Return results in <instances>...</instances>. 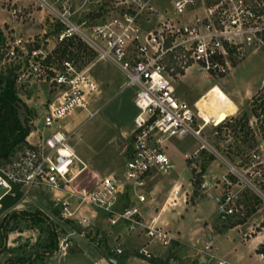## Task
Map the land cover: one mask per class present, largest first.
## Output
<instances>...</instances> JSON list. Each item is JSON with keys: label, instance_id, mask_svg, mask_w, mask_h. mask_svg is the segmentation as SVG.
I'll use <instances>...</instances> for the list:
<instances>
[{"label": "built area", "instance_id": "1", "mask_svg": "<svg viewBox=\"0 0 264 264\" xmlns=\"http://www.w3.org/2000/svg\"><path fill=\"white\" fill-rule=\"evenodd\" d=\"M163 1L165 8L161 10L160 0H0L16 23L33 22L34 13L40 12L45 15L42 20L52 25V30L43 31L40 41L6 36L0 46V66H11L5 70L13 74L18 96L38 83L55 95L41 120L34 123L26 145L9 161L0 163V207L7 196L42 188L55 198L66 194V201L61 202L62 219L76 221L86 229L89 219L80 210L87 206L94 212L103 211L104 221L118 231L110 250L115 257L126 254L123 237L139 240L138 254L147 260L153 259L148 251L151 244L162 249L172 246L175 238L161 214L166 207H179L180 188L172 190L156 215L146 217L143 209L153 202L146 187L175 168L164 143L172 139L202 140L205 128L195 105L184 101L176 86L193 67L220 78L231 71L234 62L264 48V0ZM77 43L88 47L98 61L117 68L125 79L124 87L135 89L137 110L131 155L122 177L96 174L90 189L78 184L87 165L62 126L79 110L94 117L91 103L101 93L99 82L88 69H79L63 56L65 48ZM253 119L254 148L235 162L220 156L225 172L215 184L220 190L217 212L222 223L240 225L260 214L255 228L241 232L243 241L264 234L261 110ZM202 188L206 193V182ZM70 199L79 204L74 210ZM250 199L258 203L251 217ZM70 247L68 239L62 240L58 253ZM260 255L264 259V253Z\"/></svg>", "mask_w": 264, "mask_h": 264}, {"label": "rangeland", "instance_id": "2", "mask_svg": "<svg viewBox=\"0 0 264 264\" xmlns=\"http://www.w3.org/2000/svg\"><path fill=\"white\" fill-rule=\"evenodd\" d=\"M162 2L164 3L163 0L159 2L162 5L161 10L165 8ZM1 5L0 18H12L10 14L1 11L3 10ZM34 16L36 20L33 22L17 23L21 28L19 31L6 26L4 29L7 38L10 39L15 35L24 38L34 37L40 41L39 38L43 31L52 30V25L42 20L45 17L42 13L36 12ZM51 42L54 41L51 40ZM79 44L67 47L65 58L72 59L81 70L88 69V74L99 82L101 93L91 103L90 110L96 112L94 117H89L79 110L64 120L62 126L71 136V143L79 158L88 166L78 184L90 189L93 186L92 178L97 173L99 177L110 174L122 177L123 167L131 155L134 129L132 122L137 110L133 103L135 89L124 87L125 79L117 68L107 62L98 61L96 55L88 47ZM9 67L11 66L8 64L0 66V72L5 73L4 77L10 74V69L5 70ZM202 89H205L204 94H201ZM178 90L183 100L189 105H195L201 119L208 123V126L203 130L202 140L172 139L164 143L175 168L170 175L158 176L149 182L146 191L153 192L156 203L161 204L166 201L174 188H180L178 196L186 193L188 199L190 198L189 203L193 204L196 199H203L205 204L203 208L207 211L208 221L216 224L220 220L217 216L218 204L213 196H219L220 190L215 184L225 172L219 162V157L223 156L235 162L237 158L252 150L256 143L253 136L255 129L253 116L260 112L261 105L264 104V48L256 53L249 52L241 60L234 62L231 71L220 78H212L200 71L198 67H193L187 79L178 84ZM19 98L22 104V117L27 120L30 130H34V123L38 124L45 110L55 99V95L48 86L38 83L20 92ZM201 119L200 124L205 126ZM204 182H206V189L212 188L209 195L202 188ZM21 195L20 202L14 208L4 210L0 207V226L6 215L14 211L13 209L31 213L41 212L53 223L59 243L65 239L71 242L75 234L82 235L105 253L107 258L115 257L110 252L109 238L103 227L107 224L104 221L103 211L94 212L87 206L80 210L79 213L89 219L90 227L86 229L76 221L62 219L61 202L66 201V194H60L59 198H55L50 191L35 188ZM69 201L73 204L72 210L79 205L74 199ZM250 201L251 199L248 200L249 217L253 216L258 208L256 201ZM95 215L96 219L93 217ZM255 216L258 218L260 214ZM255 219L251 221L254 226L258 223ZM246 221L245 219L242 222ZM19 225V227L14 225L9 235H16L19 232L26 233L23 237V244L21 243L20 250L6 255V260L28 257L36 250L38 251L40 246L49 243L48 236L44 233L45 227L25 222ZM116 236H118L117 232L112 239L114 240ZM35 239L36 243H32L34 246L31 248L30 240Z\"/></svg>", "mask_w": 264, "mask_h": 264}, {"label": "crops", "instance_id": "3", "mask_svg": "<svg viewBox=\"0 0 264 264\" xmlns=\"http://www.w3.org/2000/svg\"><path fill=\"white\" fill-rule=\"evenodd\" d=\"M1 11L9 15L4 9ZM6 26H10L11 29L16 31L21 30L13 18H0V30L3 31L5 37L6 33L4 28ZM191 70L193 68L187 72L186 76L178 84L187 79L188 73ZM178 84L176 86L177 93L182 98L183 96L178 90ZM204 92L205 89H202L201 94H204ZM205 178L207 181V176ZM211 189L206 190L207 195L210 194ZM147 194L149 198L153 199V202L150 201L144 207V215L146 217L154 216L156 215V211H160L166 201L161 204L156 203L153 192H147ZM213 197L217 201L218 196ZM178 199L179 207L175 210L166 207L164 213L161 214L162 222L168 226L175 241L169 249H162L155 244H151L148 247V251L153 255V259L151 260H147L138 254V250L141 248V242L137 239L123 237L125 239L124 248L126 254L120 257L107 258L105 253L97 249L93 243L89 242V239L75 234L72 238L73 240L70 242L71 247L69 250L57 253L53 257L43 258L34 264H264V259L260 255V250L264 248V234L262 233L258 237H252L248 241H243L241 236V232H250L256 227V225L254 226L251 223L252 219L247 222H242L240 225L236 222L222 224L220 221L216 224H211L207 218V211L203 208L205 205L203 199L199 198L196 199L195 203H189L190 198L188 199L186 193H183L180 197L178 196ZM184 199H187V203H184ZM13 210L15 211V209ZM17 226L19 227L20 225L17 224ZM103 227L109 238V247L111 246L112 248L114 243L112 238L118 231L111 228V230L108 229V224H105ZM25 235L26 233L20 232L16 233V235H9V252L0 255V264H4L6 255L21 249V243L23 244V237ZM30 242L32 248L36 243V239L30 240ZM1 243L2 239L0 235V245ZM151 246L152 248L150 249Z\"/></svg>", "mask_w": 264, "mask_h": 264}, {"label": "trees", "instance_id": "4", "mask_svg": "<svg viewBox=\"0 0 264 264\" xmlns=\"http://www.w3.org/2000/svg\"><path fill=\"white\" fill-rule=\"evenodd\" d=\"M4 42L5 36L3 31L0 30V46ZM65 55L66 52L64 51L63 56ZM4 75L3 72L0 73V163L7 162L14 157L15 153L19 151L18 148L26 145V139L32 131L27 120L22 117V104L15 89L13 74L10 73L6 77ZM260 110L264 115V104L261 105ZM21 196L18 192L15 196H7L4 198L2 201L3 209L15 207L20 202ZM21 222L45 227L44 233L47 234L49 243L40 246L41 248L38 251L36 250L28 257L11 258L6 260L4 264H34L38 260L53 257L58 253V236L50 218L41 212L11 211L6 215L0 226L2 239L0 255L9 252L8 235L12 232V227ZM260 253H264V248L260 250Z\"/></svg>", "mask_w": 264, "mask_h": 264}, {"label": "bare ground", "instance_id": "5", "mask_svg": "<svg viewBox=\"0 0 264 264\" xmlns=\"http://www.w3.org/2000/svg\"><path fill=\"white\" fill-rule=\"evenodd\" d=\"M196 109V108H195ZM197 110V109H196ZM197 113H198V117L201 119V117H200V113L197 111ZM202 120V119H201ZM203 121V120H202ZM204 122V121H203ZM204 124H205V127L206 126H208V123H206V122H204Z\"/></svg>", "mask_w": 264, "mask_h": 264}]
</instances>
